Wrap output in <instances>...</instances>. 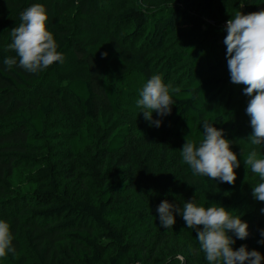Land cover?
<instances>
[{
  "label": "trees",
  "instance_id": "16d2710c",
  "mask_svg": "<svg viewBox=\"0 0 264 264\" xmlns=\"http://www.w3.org/2000/svg\"><path fill=\"white\" fill-rule=\"evenodd\" d=\"M44 1L0 0V118L12 121L11 127H0V220L9 224L15 248L0 264H27V258L31 264H146L156 261L158 248L175 258L166 264H208L196 231L179 213H174L173 228L164 229L156 211L165 200L183 209L193 197L197 206H223L240 216L250 235L245 240L233 236L234 250L246 245L264 256V243H258L264 240V202L253 196L259 177L249 169L250 181L242 187L238 180L234 186L213 181L194 175L181 155L185 138L200 141L208 121L233 142L232 151L245 165L243 153L233 148L248 124L250 97L244 85L231 82L223 27L237 12L264 11V0H141L140 6V0H127L111 14L96 0H65L68 10L77 8L72 18H63L57 9L61 0H53L50 10L58 14L48 18L47 26L58 52L73 53L87 70L85 78H63L61 94L74 98L79 117H73L75 133L63 138L64 149L56 154L48 131L53 103L44 101L33 113L24 108L26 98L56 76L60 62L39 73L3 63L16 56L7 47L21 13ZM112 3L103 0L102 6ZM183 24L191 29L183 31L188 37L177 46L174 35ZM86 32L98 35L88 41ZM133 74L146 81L159 75L174 101L171 114L162 117L166 130L151 131L139 148L134 132L146 127L123 109L130 90L120 83ZM103 119L110 123L101 130L97 123ZM23 168L32 170L29 192L15 187L16 172ZM159 175L164 184L156 191L152 180ZM241 196L252 209L236 213ZM140 212L146 224L136 228ZM152 241L158 246L149 255Z\"/></svg>",
  "mask_w": 264,
  "mask_h": 264
},
{
  "label": "clouds",
  "instance_id": "9594fccd",
  "mask_svg": "<svg viewBox=\"0 0 264 264\" xmlns=\"http://www.w3.org/2000/svg\"><path fill=\"white\" fill-rule=\"evenodd\" d=\"M20 20L21 23L11 29V43L7 47V51L15 52L16 56L3 60L9 69L18 63L29 73H39L56 62H63L64 57L58 52L54 35L48 30V16L42 4L25 9ZM226 31L224 44L231 82L244 85V94L250 97L246 112L251 118L253 132L247 139L252 146L264 145V11L250 14L237 12L226 22ZM169 88L159 75H153L142 87L141 98L136 101L137 106L144 110L145 119L156 127L162 121H153V113L164 117L172 112L174 101ZM171 91L179 92V89L172 88ZM202 127L204 131L200 141L190 136L185 138L181 150L183 162L194 175L234 186L240 161L232 151L233 142L225 139L224 132L214 127V123L204 121ZM241 151L246 180L249 169L259 177L253 196L257 201L264 202V158L255 147H250L246 153L242 148ZM156 211L164 229L173 228L176 224L174 213H179L187 228L196 231V239L200 250L206 254L208 264H264V256L259 251H249L246 245L234 250L236 239L245 240L250 233L249 225L240 216L233 215L232 210L223 206H197L193 197L183 209L165 200ZM261 235L264 236V232ZM12 241L9 224L0 220V258H5L8 252H15ZM258 243H264V240Z\"/></svg>",
  "mask_w": 264,
  "mask_h": 264
},
{
  "label": "rangeland",
  "instance_id": "374dc122",
  "mask_svg": "<svg viewBox=\"0 0 264 264\" xmlns=\"http://www.w3.org/2000/svg\"><path fill=\"white\" fill-rule=\"evenodd\" d=\"M55 1V0H54ZM53 0H45L44 3V7L46 9V14L48 16V18L52 15V14H58V12H55L54 10L51 11L50 7L52 6V3L54 2ZM127 0H113V3L110 5H105L104 7L102 6L103 0H96V5L98 7H100V10H104L103 12L105 13V11H107L108 13H113L115 11H118L125 3ZM57 2V1H55ZM138 6L143 5L141 0L138 3H136ZM69 7V1L66 2L65 0H61L58 1V11L59 13L61 12L63 15V18H72L71 16L76 13V9L71 8L70 10H68ZM104 8V9H101ZM243 14H246L245 12H243ZM71 15V16H70ZM106 15V14H105ZM100 17V16H99ZM102 21H105V17H101ZM203 22H207L206 20H204ZM202 26H204L202 24ZM224 29H226V25H224L223 27ZM189 29H191L190 27H187V25L183 24L180 26L178 32H176V34L174 35L175 37V45L179 46L180 43H183L188 37L187 34H184L183 31H188ZM120 31H122L123 33L125 32V29H121ZM98 35V33H94V32H86L84 34V38L86 40H91V38L93 36ZM190 39V38H189ZM173 44V45H174ZM172 45V46H173ZM170 48V47H169ZM63 62H60L61 67L60 70L56 72V76L44 80L42 83V88L34 94L29 95L26 100H25V110L28 111L29 113H33L36 112L39 107L41 106L42 102L44 101H51L53 103V107H54V115L52 116L49 125H48V131H49V136L50 138V146H53V153H60L63 149V138L65 136H70L72 133L74 132L75 129V120L74 118H78L79 117V109L78 106L76 105V102L74 101V98L69 95L68 93H64L63 95L61 94V90H64L65 87V83H63V78L64 76H72V78L75 77H87V70L84 67H80L78 65V63L76 62V58L73 55V53H68L65 56H63ZM69 74V75H67ZM146 79L144 76L141 75H131L129 77H126L124 80H120V83L123 86H128L130 92L127 93V95L125 96L126 98L124 99V110L127 111L128 113L130 112L132 114L133 118L138 119L137 121L139 122H143V126H145L146 128L145 131H140L138 128L135 129L134 132V136H135V140L136 144L139 147H144V143H145V139L151 131H154L155 134L160 132V130L164 129L166 130V125L163 122V119L161 116H159V114L157 113H153V121L156 120H161L162 123L159 127H156L152 124H150V122H148L144 115H143V109L138 107L136 104V101L138 99H140V91L142 90V87L144 86V84L146 83ZM74 117V118H73ZM133 120V119H132ZM131 121V119H130ZM251 118L248 115V124L244 125L245 127V132L242 133V136L240 137L239 141L237 142V144L234 146V150L237 152H242L241 148L245 150V152H247L250 147H255L256 150L258 152H264V145H259V146H252L250 144V141L247 139L249 136L252 135V128H251ZM110 121H107V119H103L102 122H98L97 123V128L103 130L104 128H106L109 125ZM12 124L11 119L8 117L5 118H0V127L4 126L5 128L7 127H11L10 125ZM140 123H135L134 126H142ZM146 151V148H144ZM176 155V149H171L169 152V158L170 160L173 159V157H175ZM32 170H29L27 168H23L21 170H18L16 172V177H15V187L18 189L19 192H29L33 189L32 187V177L33 175L31 174ZM236 174H237V180H238V185L239 187H242L244 185H246L250 180H249V176L247 177L246 180V166L243 165L242 163H240V167L236 169ZM162 177L159 175L157 176V178L155 179V181L153 182L152 180V185L153 188L157 191L160 190L162 188V184H164L162 182ZM167 181V180H165ZM128 197L131 198L130 194H128ZM133 207H138L137 205H134ZM143 210L150 211L149 213H151V210L149 208H142ZM252 209L251 205L249 204V200H247L244 196H241L239 198V203L238 206L236 208V213H241V212H245V211H250ZM136 212V211H135ZM139 216V223L137 225L136 228L139 227H144L146 222L145 219L143 218V212L138 213ZM0 215H3L1 213V209H0ZM127 220V219H126ZM177 232L175 233V236L173 238H171L172 240L176 237ZM165 237V236H164ZM153 240V239H152ZM149 251L148 254L150 255V251L152 249H154V246H158V242L155 243L154 241H152L149 244ZM172 245H170L171 247ZM157 254H156V261L154 262H149L147 260L146 264H166L170 259H175L174 257L171 256L170 254V250L167 249H162V248H158L157 249ZM112 253V252H111ZM110 253V254H111ZM25 256L27 257L28 254L24 253ZM28 259V263L27 264H31V258H27ZM181 261H183L180 258ZM132 264V263H130Z\"/></svg>",
  "mask_w": 264,
  "mask_h": 264
}]
</instances>
